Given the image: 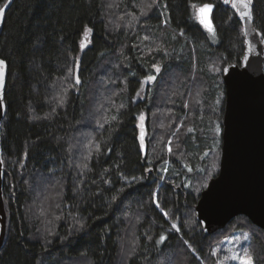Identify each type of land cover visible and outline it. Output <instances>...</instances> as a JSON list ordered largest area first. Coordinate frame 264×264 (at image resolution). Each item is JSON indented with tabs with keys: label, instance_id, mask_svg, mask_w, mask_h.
Instances as JSON below:
<instances>
[{
	"label": "trees",
	"instance_id": "1",
	"mask_svg": "<svg viewBox=\"0 0 264 264\" xmlns=\"http://www.w3.org/2000/svg\"><path fill=\"white\" fill-rule=\"evenodd\" d=\"M205 4L213 35L197 18ZM118 13L141 21L117 29ZM252 14L264 37V0ZM243 51L220 0H13L0 34V264H217L215 242L230 232L248 234L264 264V232L246 217L207 236L195 215L220 167L222 71ZM153 121L164 145L153 158L143 137L144 158Z\"/></svg>",
	"mask_w": 264,
	"mask_h": 264
},
{
	"label": "water",
	"instance_id": "2",
	"mask_svg": "<svg viewBox=\"0 0 264 264\" xmlns=\"http://www.w3.org/2000/svg\"><path fill=\"white\" fill-rule=\"evenodd\" d=\"M253 1L250 5L252 13ZM13 0L8 1L0 13V34L4 16ZM222 7L233 11L242 27L244 51L239 63L223 68L225 87V108L223 118L221 160L218 175L212 178L202 191L195 206L196 219L205 235L210 236L223 230L239 216L246 217L254 226L264 232V37L254 26V20L241 19L245 11L239 0ZM246 2V0H245ZM209 16L213 25V12ZM203 7V6H202ZM253 17V14H252ZM206 27V24L203 23ZM3 86L0 87V250L3 246L7 214L3 198L4 164L2 159V122L6 115L5 85L6 65L2 70ZM77 77V75H76ZM156 77V76H155ZM156 81H151L154 83ZM149 81L144 79V94ZM141 151L147 156V145L143 142Z\"/></svg>",
	"mask_w": 264,
	"mask_h": 264
},
{
	"label": "rangeland",
	"instance_id": "3",
	"mask_svg": "<svg viewBox=\"0 0 264 264\" xmlns=\"http://www.w3.org/2000/svg\"><path fill=\"white\" fill-rule=\"evenodd\" d=\"M200 8L197 9V18H198V21L200 22V24H202L203 28H205V30L210 35H213L214 34L213 28H212V31L210 32L208 30V28L205 27L203 25V23H201V18H200V14H199V9ZM143 12H144V10L141 13H143ZM140 21H141V18L138 19V21L137 20L135 21L133 18H131V17L127 16V15L125 17V16H123V15H121V14L118 13L115 16L114 24H115V27L117 29L118 28H121V24L133 25L132 26V29H133L136 25H138L140 23ZM151 84H153V83L152 82H149L148 87H147V90L149 89V87H150L149 85H151ZM157 88H155L152 91L156 93ZM186 104H188V103H186ZM187 109H189V108H187ZM190 109H191V107H190ZM223 118H224V115H223ZM213 122L216 123V126L219 125V124H217V119L216 118H214V121ZM210 123H211V121H210ZM163 125L164 124L162 122H155L154 123V121H153V126L151 128V132L147 130L146 133H144V135H143L146 139L147 138H150L151 145H149V152L152 154L151 157H153V158L156 155L157 156L160 155L159 153H161L162 147L164 145V143L162 142L161 135H160V131L163 128ZM217 129L219 130L218 133L221 135V141H222L223 127H222V129H220V127H218ZM146 144H147V142H146ZM168 148H170V146H168ZM208 183H207V185H208ZM251 241H252V239L249 238L248 234H245V233H236V232L235 233H231L230 232V234H228L227 236L221 237L220 241L217 240L215 242L216 245L214 246V248L212 250L213 258L214 259L217 258V264H238L237 261H232L231 259H229V257L234 252H242V250L244 248H248L249 251H250V253L252 254L253 251H251V244H250Z\"/></svg>",
	"mask_w": 264,
	"mask_h": 264
},
{
	"label": "snow or ice",
	"instance_id": "4",
	"mask_svg": "<svg viewBox=\"0 0 264 264\" xmlns=\"http://www.w3.org/2000/svg\"><path fill=\"white\" fill-rule=\"evenodd\" d=\"M10 2V0H9ZM153 2H155V0H153ZM225 4L229 3V0H224ZM241 6L245 9V11H241L239 13L241 19H244L245 17H247L248 21H252L253 17H252V13L250 10V5L252 4V0H239ZM8 5L5 4L3 7L6 8ZM232 7H237V3L234 2L232 3ZM212 11V5L211 4H205L203 5V7H201L199 9V14H200V18H201V23H205L206 27L208 28V30L211 32L212 31V27H211V23L209 20V16L210 13ZM3 12V8H0V13ZM4 67V61L0 60V70H2ZM159 66H155V71L159 72ZM156 77L155 76H149L147 77V80L149 82L155 80ZM77 83H79V80H77ZM3 86V79H2V71H0V87ZM113 119H115V117H113ZM140 120L143 121V116L140 117ZM217 131H219L217 129ZM142 139V137H141ZM169 151H171V149H169ZM157 207H159V204H157ZM176 226L173 225V228H175ZM164 240V237H161V241ZM229 259H231L232 261H237L238 264H253V257L252 254L250 253L248 248H244L242 250V252H234Z\"/></svg>",
	"mask_w": 264,
	"mask_h": 264
},
{
	"label": "bare ground",
	"instance_id": "5",
	"mask_svg": "<svg viewBox=\"0 0 264 264\" xmlns=\"http://www.w3.org/2000/svg\"><path fill=\"white\" fill-rule=\"evenodd\" d=\"M89 98H90V96H89Z\"/></svg>",
	"mask_w": 264,
	"mask_h": 264
}]
</instances>
